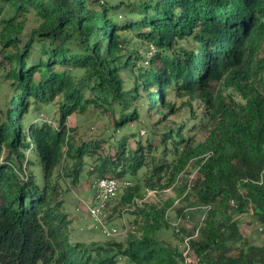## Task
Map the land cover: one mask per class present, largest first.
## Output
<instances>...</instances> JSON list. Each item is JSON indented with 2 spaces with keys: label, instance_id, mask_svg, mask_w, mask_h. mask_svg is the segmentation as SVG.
Returning a JSON list of instances; mask_svg holds the SVG:
<instances>
[{
  "label": "trees",
  "instance_id": "16d2710c",
  "mask_svg": "<svg viewBox=\"0 0 264 264\" xmlns=\"http://www.w3.org/2000/svg\"><path fill=\"white\" fill-rule=\"evenodd\" d=\"M28 6L40 23L20 45L24 22L16 18ZM5 14L0 88L9 95L0 108L1 264H184L176 248L154 237L169 226L164 210L146 221L139 237L87 245L70 237L52 197L51 176L65 154L73 151L78 158L76 178L88 150L68 133L70 114L93 103L118 110L114 123L122 127L138 120L144 104L147 115L162 107L178 111L165 100L171 92L200 99L207 134L195 142L180 127L162 132L159 143L170 139L175 157L154 163L143 183L137 178L124 189L122 199L170 186L193 161L198 175L186 198L208 207L197 236L188 239L197 262L264 264V240L250 243L229 213L230 207H250L264 236V95L249 80L264 69L263 58L249 70L251 53L264 38V0H9ZM143 43L154 46L148 57L139 51ZM220 81L244 101H227L213 88ZM56 97L57 126L24 119L32 104L47 107ZM136 101L141 105L133 106ZM126 143L121 137L111 144L113 154L99 156V176H136L154 160L151 140L145 146L137 140L134 148ZM219 211L226 213L223 219Z\"/></svg>",
  "mask_w": 264,
  "mask_h": 264
},
{
  "label": "rangeland",
  "instance_id": "374dc122",
  "mask_svg": "<svg viewBox=\"0 0 264 264\" xmlns=\"http://www.w3.org/2000/svg\"><path fill=\"white\" fill-rule=\"evenodd\" d=\"M0 9L2 10L0 23H2L1 17L6 15L5 13L9 10V0H0ZM19 20H23L24 22L21 34L19 35V44L22 45L31 33L32 28L37 26L40 20L37 19L35 11L31 6H28L26 11H22L18 15L16 21ZM133 40L135 41L136 39ZM147 47V43H143L139 47V51L144 57L149 56V53L145 51ZM2 48L0 43V49ZM250 57L252 63L249 65V70L251 72L256 68V62L264 58V38L255 47ZM0 59H3L1 53ZM257 71L255 76L251 74L252 77L249 80L264 95V69H257ZM213 88H220L222 94L226 96L227 101L229 99L240 103L244 101L242 94L238 90L231 86L224 87L222 81L215 82ZM8 95L9 91L6 90L5 86L0 88L1 109L4 108L2 104L7 100ZM58 100L59 97H56L47 107L43 108H36V105L32 104L24 119L27 118L32 124L44 120L54 127L57 126L59 117ZM165 100L169 101L175 108L179 107L180 109L174 113H170L167 107H162L160 112L152 110L147 115L144 104L138 120L122 127L115 126L114 123L119 115L118 110L111 111L93 103L85 110L74 112L66 118V128L70 136L73 137L76 146L88 148V150L81 154L78 177L75 178L74 173H72V170L78 166V158L72 156L73 151H71L70 155L65 154L64 160L56 166L51 176L54 188L52 194L53 201L54 203H59L57 210L64 215L65 221L68 222L67 230L74 241L81 240L83 244L89 245L91 242L102 243L110 238L103 236L97 228L92 227L89 229L85 225L86 223H90V220L88 215L86 216L84 208L85 204L91 202L94 192L90 183L93 178L100 174L98 168L99 156L107 154V152L113 154L115 151L111 147L113 146L111 145L113 142L115 144L121 137H125L126 145L131 148L136 146L137 140L140 141L142 146H145L148 140H151L152 144L156 145L152 151L154 160L147 161V164H144L145 166L137 171L136 176H131L128 173L121 176L122 179H128L130 184L134 185L137 178H139L140 183H143V179L148 177L152 172L154 163H158L159 161L169 162L175 157L170 139L166 141L165 146L159 143L162 132L168 130L175 131L177 127H180L184 138L191 137L195 142L202 140L206 136L207 132L201 125L206 120L203 114L204 105L200 102V99L190 97L188 94L177 95L171 92L165 97ZM132 105H141V103L136 101ZM28 121L24 120V124ZM27 154L30 156L29 152ZM147 159L150 158L148 157ZM34 172L39 174L36 168H34ZM105 173L113 174L109 170ZM197 175L196 167L193 161H191L178 174L170 186L165 188L154 187L156 193L146 199H144L145 193L147 190H151L150 188L143 193L144 187L142 186L141 192L143 195H136L125 201L122 199L126 193L125 188L121 189L111 201L110 221H113L112 225L126 229L111 238L125 243L129 237L141 236L143 232L142 228L146 221L152 222V216L158 218L161 216L159 211L164 210L163 216L169 226H162L157 229L154 232V237L159 242L170 244L176 248L184 257V264H200L197 262V256L194 251L189 246L187 248L186 245L188 239L192 236H197V229L204 220L205 212L208 209L207 206L198 204L192 197L186 198L190 190L188 185L193 182ZM229 213L238 222L239 231L243 236H246L250 243L257 245L262 243L264 240V236L261 233L262 226L252 213L250 207L245 212H239L236 211L235 207H230ZM225 215L226 213L223 211L217 213L219 219H223ZM82 226H86V228L82 229ZM75 228L76 231L79 230V233H74L76 232ZM235 253L236 249L230 252V254ZM118 263L123 264L121 260Z\"/></svg>",
  "mask_w": 264,
  "mask_h": 264
},
{
  "label": "built area",
  "instance_id": "2783aa9c",
  "mask_svg": "<svg viewBox=\"0 0 264 264\" xmlns=\"http://www.w3.org/2000/svg\"><path fill=\"white\" fill-rule=\"evenodd\" d=\"M154 51V46L148 44V53L151 54ZM192 183H189L188 188L191 187ZM130 185L128 179H119L113 176H97L93 178L90 186L93 188L94 192L92 194L91 202L85 204V208L88 216L93 222V227L105 237H114L126 228L116 227L114 225L108 226L107 218L111 214V201L115 198L117 193L127 186ZM156 193L155 189L147 190L144 199L154 195ZM231 205H235L233 201L230 202ZM193 237V236H192ZM187 248L189 243L186 242ZM186 259V258H185ZM185 261V260H184Z\"/></svg>",
  "mask_w": 264,
  "mask_h": 264
},
{
  "label": "crops",
  "instance_id": "0c3cea01",
  "mask_svg": "<svg viewBox=\"0 0 264 264\" xmlns=\"http://www.w3.org/2000/svg\"><path fill=\"white\" fill-rule=\"evenodd\" d=\"M84 210H85V208H84ZM79 214H81V213H79ZM110 223L112 224L113 223V221H110ZM78 225H80V224H78ZM86 228V226H82V229H85ZM80 229V228H79ZM75 231H76V228H75ZM74 233H79V230H77L76 232H74ZM79 241H81V240H79ZM83 242V241H82Z\"/></svg>",
  "mask_w": 264,
  "mask_h": 264
}]
</instances>
